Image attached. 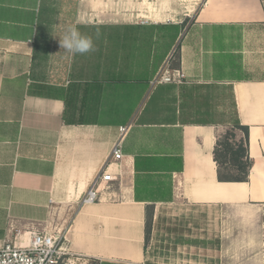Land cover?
I'll use <instances>...</instances> for the list:
<instances>
[{
	"label": "crops",
	"instance_id": "crops-1",
	"mask_svg": "<svg viewBox=\"0 0 264 264\" xmlns=\"http://www.w3.org/2000/svg\"><path fill=\"white\" fill-rule=\"evenodd\" d=\"M162 5L0 0V247L63 236L71 264H243L263 250L264 0ZM68 24L94 51L56 54ZM165 70L182 83H155ZM237 122L248 181L219 182L215 144ZM120 127L113 179L82 204Z\"/></svg>",
	"mask_w": 264,
	"mask_h": 264
},
{
	"label": "built area",
	"instance_id": "built-area-1",
	"mask_svg": "<svg viewBox=\"0 0 264 264\" xmlns=\"http://www.w3.org/2000/svg\"><path fill=\"white\" fill-rule=\"evenodd\" d=\"M165 70L159 73L155 83H175L181 84L184 74L173 70ZM126 127L119 128V139L113 146L111 155L107 162L101 168L100 173L93 182L91 188L82 200V204H91L97 200L100 182H110L113 175L108 172L112 161H118L122 158L120 149L121 137L126 132ZM63 236H51L45 232L33 233L29 244L26 247H16L11 243H6L0 247V264H71V253L63 244Z\"/></svg>",
	"mask_w": 264,
	"mask_h": 264
},
{
	"label": "trees",
	"instance_id": "trees-1",
	"mask_svg": "<svg viewBox=\"0 0 264 264\" xmlns=\"http://www.w3.org/2000/svg\"><path fill=\"white\" fill-rule=\"evenodd\" d=\"M221 135L215 144L213 158L217 166L219 182H247L252 161L248 153L249 128L238 122ZM243 134V142L237 141L236 132ZM152 225V209H146L145 246L150 240Z\"/></svg>",
	"mask_w": 264,
	"mask_h": 264
},
{
	"label": "rangeland",
	"instance_id": "rangeland-1",
	"mask_svg": "<svg viewBox=\"0 0 264 264\" xmlns=\"http://www.w3.org/2000/svg\"><path fill=\"white\" fill-rule=\"evenodd\" d=\"M188 1L189 0H170V3H169L168 0H162V4H163L162 7L167 6L165 8V9H167L169 7V5H171V7L177 8L178 10H184L186 8V2H188ZM46 38H47V34L43 30H41V32H39V35H38V45H39V51H40L39 54H40V56L41 55L45 56V55L42 54V52H44V54L48 53V48L46 47V43H45V39ZM53 40L55 41V48H57V44H59V42H57V41L59 40V38H53ZM57 51L58 52H56V54L58 53L61 56L64 55V50L63 49L57 48ZM230 60H231V64H232V58ZM37 64H38L37 65V67H38L37 70H40L38 72H41V68H42L41 61L39 63H37ZM55 65H57V64H55ZM61 65L65 66L64 63H62ZM229 103H230V101L228 100L227 101V105H228L227 113L230 112ZM230 129L231 128H229V130ZM236 139H237V141L243 142V140H244L243 134L241 132L237 131L236 132ZM260 243H261V246H262L263 250H242V254H243L242 257H244L243 264H264V224H263V229H262ZM254 256H256L257 259L256 258H251L250 259V257H254ZM228 258L229 257H227V260H228ZM71 259H73V258H71ZM254 259L257 260L256 263H255ZM250 260H252V263L249 262ZM231 261H233L232 258H231Z\"/></svg>",
	"mask_w": 264,
	"mask_h": 264
},
{
	"label": "clouds",
	"instance_id": "clouds-1",
	"mask_svg": "<svg viewBox=\"0 0 264 264\" xmlns=\"http://www.w3.org/2000/svg\"><path fill=\"white\" fill-rule=\"evenodd\" d=\"M60 49L71 54H85L94 51L93 39L82 35L75 24H68L63 29L62 37H59Z\"/></svg>",
	"mask_w": 264,
	"mask_h": 264
}]
</instances>
